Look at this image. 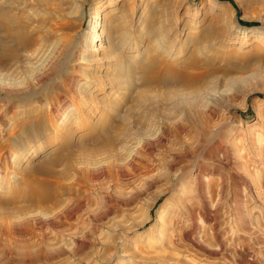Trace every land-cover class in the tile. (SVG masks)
I'll use <instances>...</instances> for the list:
<instances>
[{
    "label": "rangeland",
    "instance_id": "rangeland-1",
    "mask_svg": "<svg viewBox=\"0 0 264 264\" xmlns=\"http://www.w3.org/2000/svg\"><path fill=\"white\" fill-rule=\"evenodd\" d=\"M18 4L34 43L0 60V264H264V0ZM197 163L218 238L167 228L192 189L169 173Z\"/></svg>",
    "mask_w": 264,
    "mask_h": 264
},
{
    "label": "bare ground",
    "instance_id": "bare-ground-1",
    "mask_svg": "<svg viewBox=\"0 0 264 264\" xmlns=\"http://www.w3.org/2000/svg\"><path fill=\"white\" fill-rule=\"evenodd\" d=\"M18 1L19 0H0V60H1V62H5L4 65H7L6 64L7 61L8 62H10V61L19 62V60H20V55H19L20 49L21 48H27L29 44L34 43L33 38L30 39V36L27 35L28 34L27 27H28V20H29V18H28V16H27L26 13H28V12L25 10V7H22L19 4L17 5ZM213 8L214 9H217V8H219V5L217 3H215V2H211L210 9H211L212 13H216L215 11L212 10ZM55 9L58 10L57 8H55ZM57 13L60 16H62V17L65 16V15L63 16L62 13H60V12H57ZM64 18L66 19V17H64ZM63 22H64V20H62L61 22H56L55 23L54 27H55L56 32L57 31H61L65 27V24H63ZM103 25H104L103 22H100L99 23V11H98L94 15V17H93V21H92L91 26H90V33L93 32L95 34V31L98 28L104 27ZM103 33H101V35L99 36V39L104 37V34ZM93 37H94V35H93ZM105 38H106V40L109 39V35L108 34L105 35ZM92 41L93 40L91 38V42ZM261 46H263V44L259 45V43H258L254 47L255 49L258 50L256 52H259L260 49L262 50V48H260ZM92 48H93V51H94V46H92L91 48L89 47V51H92ZM254 48H252V49H254ZM97 50L98 49H96L95 51H97ZM46 60L48 61V64L50 65L51 61L48 60V59H46ZM30 61H32V60H30ZM47 65H45V67ZM131 67H132V64H129V67L127 69L125 68V71L123 72L124 73V77H128L129 76L128 74L132 71V70H130ZM53 71H54V69H53ZM149 71H150L149 68L148 69L145 68L144 74L145 73L148 74ZM42 75H43V73H42ZM183 75H184L183 77L181 76L182 78H184L186 76L185 74H183ZM187 75H188V73H187ZM162 77H164V76H162ZM44 78L45 77H43V79ZM163 79L164 78H162V80ZM5 88H7V87H5ZM101 90H98V91L100 92ZM13 91H8V89H5L4 90V92L6 93V95L8 96V98L15 96L14 97V99H15L16 98V95L19 92H18V90H17V92L16 91L13 92ZM18 97H20V96H18ZM94 99H96V98L94 97L90 101L83 100V102L84 103H90V104H92V103L95 102ZM191 132H193L192 133L193 136L197 133V130H196V127L195 126L192 127ZM189 134L191 135V133H189ZM221 154H222V158H224L225 160H227V162L230 160V158L227 156V152L226 151H221ZM207 171H208V167L207 166L200 165V164L197 163L192 168H189V169L179 168L176 171L173 170V171H171L169 173V176H168V182H169V186L168 187L169 188L167 189L168 190L167 192H169V190L170 191H173V192H176V190H177L178 191L177 192L178 194L181 193L182 192V189L181 188L178 189V187L181 184L184 185V183H187V181H189L190 184L192 185V189H187V190L183 191V196H181L179 194L181 196L180 197L181 199L178 200V202L175 204L176 207H175L174 210H172V212L170 214L171 215V219H169L170 220L169 223L171 224V226L169 225L170 226L169 227L168 226V223L166 225L163 223L165 225V227L168 226L167 227L168 230H170V229H173L174 230V228L177 229L178 227L179 228L181 227L183 229V226L189 224L192 228H195L196 231H197L200 228L199 224H197V220L199 218H203V220L206 221V223H209V224L212 225V231H214V234H215L216 238L219 237L218 235L221 232V228H218L219 215L217 213V208H216V206H214L213 203H212L213 205H211L210 202L207 201V199H205V197L203 195L204 193L202 194V190H204V186H205V182H206L205 181L206 180V176L208 178V173L209 172H207ZM233 176H234L233 177V182L234 183L242 182L243 179L241 178V176H239V174L236 173ZM250 191L251 190H249V192ZM30 193H32V195L33 194L35 195L37 193L38 195H40L39 197H41V195L43 194V192H42V194H39L38 193V189H32ZM37 194L35 195V197H38ZM157 201H158V199L156 200V202ZM156 202H155V204H156ZM166 203H168V202L165 201V203L164 204H161V206L156 210L154 219L157 220V219H159L162 216V213L164 212V210L166 208V205H167ZM229 213H230L231 217L234 220H240L242 222L243 221L246 222L245 224H247V227H250V226H252V224H254V217L253 216L248 217V219L246 218V216H248V215H247V212H246V209L245 208L244 209H242L241 207L233 208V209H231L229 211ZM8 220H10L9 217H8ZM8 224L10 225V222H8L7 219H4V220L3 219H0V226H2L1 228L5 227V226H7V228H8ZM186 227H188V226H186ZM152 228H153V225L151 226V229L150 230H152ZM191 234H193V233H191ZM186 235H187V233H186ZM231 235L232 234L226 236L225 238L228 239V237H231ZM232 239L229 242H227L226 247H229V246H231L233 244L232 243V241H233Z\"/></svg>",
    "mask_w": 264,
    "mask_h": 264
}]
</instances>
